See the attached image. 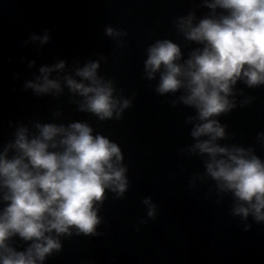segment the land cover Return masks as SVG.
Here are the masks:
<instances>
[{"label":"clouds","instance_id":"1","mask_svg":"<svg viewBox=\"0 0 264 264\" xmlns=\"http://www.w3.org/2000/svg\"><path fill=\"white\" fill-rule=\"evenodd\" d=\"M201 9L207 12L199 15ZM170 31L179 40L159 36L144 48L142 78L172 108L190 110L183 121L190 142L177 152L202 168L187 175L188 189L207 186L205 197L218 205L227 200L229 215L251 231L264 225V158L258 154L264 131L253 143L235 142L221 118L252 105L249 90L264 89V0H192L191 8L172 18ZM103 35L116 50L128 46L126 28L107 24ZM51 39L45 28L21 47L39 51ZM108 59L100 51L95 59L74 56L39 66L37 59L27 61L35 71L24 80V91L67 97L95 126L89 119L65 122L56 106L49 121L8 122L11 138L0 139V264H46L63 251L66 239L103 236L106 201L126 198L132 181L125 153L98 128L121 121L136 93L102 74ZM141 204L145 215L137 219V231L155 221L159 209L151 195Z\"/></svg>","mask_w":264,"mask_h":264},{"label":"water","instance_id":"2","mask_svg":"<svg viewBox=\"0 0 264 264\" xmlns=\"http://www.w3.org/2000/svg\"><path fill=\"white\" fill-rule=\"evenodd\" d=\"M191 7L192 0H0V139L11 138L10 120L49 121L53 106L63 110L65 122L89 119L95 126L94 118L75 112L67 97L24 91V80L35 71L27 68L28 60L37 59L39 66L58 58L95 59L103 51L109 59L102 62V74L115 76L128 94L136 93L121 121L98 128L125 153L132 181L126 198L106 201L103 236L66 239L63 251L46 264H264V225L245 232L239 218L229 215L227 200L218 205L214 197H205L207 186L199 191L187 187V175L202 168L197 159H183L177 152L190 142L183 123L190 110L172 108L142 78L146 45L164 35L179 40L170 31L171 20ZM107 24L128 30L127 48L114 49L103 35ZM45 28L52 39L43 49L21 47L31 33ZM17 73L23 75L16 79ZM249 91L255 96L252 105L221 118L234 141L244 144L264 131V89ZM258 154L264 158V149L258 148ZM145 195L159 205L158 215L137 231Z\"/></svg>","mask_w":264,"mask_h":264}]
</instances>
